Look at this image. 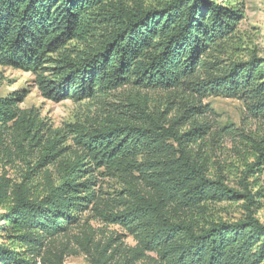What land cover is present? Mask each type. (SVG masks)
Here are the masks:
<instances>
[{
	"label": "trees",
	"instance_id": "16d2710c",
	"mask_svg": "<svg viewBox=\"0 0 264 264\" xmlns=\"http://www.w3.org/2000/svg\"><path fill=\"white\" fill-rule=\"evenodd\" d=\"M242 8L0 0V67L33 73L46 99L104 101L62 130L20 108V94L0 95V158L23 165L17 180L0 175V264H264V55L235 43ZM210 97L241 101L243 124L258 127L216 126ZM225 139L236 163L214 160ZM221 203L240 215L216 216ZM91 220L134 245L101 241Z\"/></svg>",
	"mask_w": 264,
	"mask_h": 264
},
{
	"label": "rangeland",
	"instance_id": "374dc122",
	"mask_svg": "<svg viewBox=\"0 0 264 264\" xmlns=\"http://www.w3.org/2000/svg\"><path fill=\"white\" fill-rule=\"evenodd\" d=\"M237 1V0H236ZM243 5L242 19L238 22L236 32L233 38L238 39L235 43L241 47L247 46L249 49L256 50L260 55H264V0H238ZM0 95L6 96L11 94H20L22 101L19 107L35 108L40 117L52 129H64L67 125L73 123L87 124V121L95 119L101 112L103 100L99 98L85 99L74 101L71 99H64L55 101L46 99L41 96L39 90L35 85V75L31 72L23 71L13 67H0ZM130 92L127 88L113 91L115 99L119 96ZM111 95L106 102L115 101ZM151 104L154 107H161L165 100L164 95L153 92L150 93ZM154 97L156 98L154 100ZM117 101V100H116ZM204 103L209 104L218 114L216 126L231 124L234 127H239L241 124L248 130L258 127L255 123L246 121L243 124L242 119L245 116V109L243 103L237 99H227L223 97H210L204 100ZM66 145H70L68 140ZM219 149L214 153L216 155L214 160L220 161L223 164L234 162L238 160L237 145L232 141L225 139ZM4 158H0V175L4 174L6 177L17 180L21 172L20 161L15 163L5 162ZM19 162V163H18ZM236 163V161L234 162ZM104 189H111L116 185L107 178L99 180ZM110 187V188H108ZM111 191V190H110ZM216 216L224 219H231L237 217L239 214V206L236 203L226 204L221 203L213 207ZM260 219L264 222V209L258 213ZM90 225L95 229L97 237L101 241H106L113 238L124 245H134L131 236L126 230L118 225H108L99 220H91ZM65 264H90L83 255L70 256L65 260Z\"/></svg>",
	"mask_w": 264,
	"mask_h": 264
}]
</instances>
